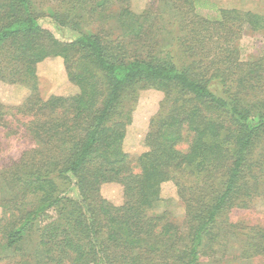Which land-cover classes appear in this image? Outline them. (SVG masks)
<instances>
[{
	"label": "trees",
	"instance_id": "16d2710c",
	"mask_svg": "<svg viewBox=\"0 0 264 264\" xmlns=\"http://www.w3.org/2000/svg\"><path fill=\"white\" fill-rule=\"evenodd\" d=\"M44 17L73 38L56 37ZM263 30V15L211 0H151L140 15L131 0H0V81L29 89L14 107L26 120L8 133L27 146L0 149V249L18 264L264 256V223L232 219L264 201V55L240 59L243 36ZM49 58L63 60L76 94L40 96L37 66ZM145 89L163 99L132 160L127 102ZM168 182L185 228L154 213ZM110 183L123 187V205L99 196Z\"/></svg>",
	"mask_w": 264,
	"mask_h": 264
},
{
	"label": "rangeland",
	"instance_id": "374dc122",
	"mask_svg": "<svg viewBox=\"0 0 264 264\" xmlns=\"http://www.w3.org/2000/svg\"><path fill=\"white\" fill-rule=\"evenodd\" d=\"M151 0H131L132 11L140 15L144 13L150 5ZM219 7L236 8L245 11H253L264 16V0H211ZM55 2L48 3L39 7L40 10L51 9ZM208 12L201 10V14L206 15ZM167 17V14H166ZM41 24L52 31L56 37L64 40L73 38V35L56 27L49 17L41 19ZM82 29L91 33H96L98 27L94 23L84 24ZM264 55V30L260 33H246L240 41V59L248 61L253 58H259ZM37 82L40 96L48 99L52 95L71 96L78 92V88L73 85L66 74L63 60L61 58H49L37 66ZM29 89L23 84L10 85L0 81V103L3 109L0 111V133L5 135L3 144L0 149L5 153H15L19 148L26 147L19 137H13L8 133L18 127L16 119H23L16 116L14 107L20 105L27 96ZM163 94L155 90H141L137 100L127 102V107L131 110V124L128 127L127 136L124 142L125 151L136 160L145 150L144 141L150 127V121L158 112ZM3 114V115H2ZM15 115V117H14ZM8 136V138H6ZM181 147H186L182 145ZM177 177L182 178L188 185L193 183V179L186 174L178 172ZM209 185L206 186V189ZM69 195L78 198L79 193L75 187L70 189ZM98 194L101 198L110 203L121 206L125 203L123 187L120 184H104L99 188ZM2 209L0 207V217ZM168 212L170 220L182 228H185L184 222L186 217V207L183 204L174 182L163 184L161 191V201L156 205L155 214ZM234 222H246L247 224L264 223V201H259L253 210L238 211L232 215ZM234 249L229 248L225 254H218L219 258L210 259L208 264H239L234 260L231 253ZM228 255L233 260L228 262ZM22 260L21 256L12 258L7 251L0 249V264H18ZM240 264H264V256L240 261Z\"/></svg>",
	"mask_w": 264,
	"mask_h": 264
}]
</instances>
